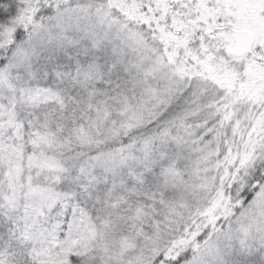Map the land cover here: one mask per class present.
Returning <instances> with one entry per match:
<instances>
[{"label":"snow or ice","instance_id":"1","mask_svg":"<svg viewBox=\"0 0 264 264\" xmlns=\"http://www.w3.org/2000/svg\"><path fill=\"white\" fill-rule=\"evenodd\" d=\"M0 264H264V0H0Z\"/></svg>","mask_w":264,"mask_h":264}]
</instances>
